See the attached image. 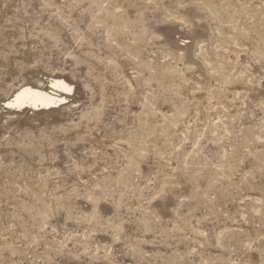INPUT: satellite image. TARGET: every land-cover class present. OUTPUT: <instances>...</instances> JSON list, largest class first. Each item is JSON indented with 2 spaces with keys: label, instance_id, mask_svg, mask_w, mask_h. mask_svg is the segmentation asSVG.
I'll use <instances>...</instances> for the list:
<instances>
[{
  "label": "rangeland",
  "instance_id": "1",
  "mask_svg": "<svg viewBox=\"0 0 264 264\" xmlns=\"http://www.w3.org/2000/svg\"><path fill=\"white\" fill-rule=\"evenodd\" d=\"M0 264H264V0H0Z\"/></svg>",
  "mask_w": 264,
  "mask_h": 264
},
{
  "label": "bare ground",
  "instance_id": "2",
  "mask_svg": "<svg viewBox=\"0 0 264 264\" xmlns=\"http://www.w3.org/2000/svg\"><path fill=\"white\" fill-rule=\"evenodd\" d=\"M46 89L40 86H32L25 84L17 88L13 94L5 101V106L8 108L30 110L49 109L55 107L65 101V98L60 96L57 91L66 93L69 91V86L60 79H50L46 85Z\"/></svg>",
  "mask_w": 264,
  "mask_h": 264
}]
</instances>
